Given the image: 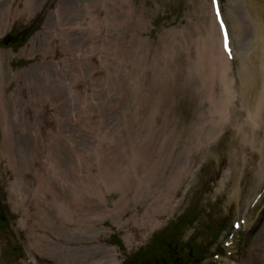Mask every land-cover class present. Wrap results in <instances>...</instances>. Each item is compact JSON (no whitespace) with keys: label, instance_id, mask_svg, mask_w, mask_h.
Here are the masks:
<instances>
[{"label":"rangeland","instance_id":"rangeland-1","mask_svg":"<svg viewBox=\"0 0 264 264\" xmlns=\"http://www.w3.org/2000/svg\"><path fill=\"white\" fill-rule=\"evenodd\" d=\"M255 18L264 28V0H0V264H102L108 250L114 264H264ZM150 138L172 153L163 181L121 201L115 173ZM181 168L154 210L151 190ZM92 184L96 221L64 219L70 189L88 199Z\"/></svg>","mask_w":264,"mask_h":264},{"label":"bare ground","instance_id":"bare-ground-1","mask_svg":"<svg viewBox=\"0 0 264 264\" xmlns=\"http://www.w3.org/2000/svg\"><path fill=\"white\" fill-rule=\"evenodd\" d=\"M259 20L257 18L254 19V22L256 23L257 29L259 31H263V25L258 22ZM0 27H2L0 25ZM216 33V32H215ZM262 36V35H261ZM217 35L215 34V41H212L215 45L219 44V48L221 49V38H219V43L217 42ZM218 43V44H216ZM264 43V41H263ZM214 45V46H215ZM221 52V50H220ZM263 60H264V56H263ZM227 61L224 63V67L227 66ZM260 100L261 102H258V104H256L255 106V111H257V115L259 113V111L261 110L262 107V102L264 101V91L263 93L260 95ZM5 133V132H4ZM7 140H10L9 137L6 136V134L3 135V139L1 141L0 147L2 146L1 149V153L3 156H8L9 153L7 152V149H4V145L7 144ZM165 141L161 142L159 140H157L156 138H150V140H141V143L138 144V142H133L131 144V150L132 152H130V156L133 157L130 160V165H129V171L126 174H123L121 172L115 173V178H114V182L113 187L115 191L120 192V198L119 200H127V197L125 195V192L123 191L124 188L129 189V187L131 188H135V189H145L147 187V182L148 181H163V176H164V170L161 169L159 167L160 164V158L162 157L166 144ZM7 146V145H6ZM144 148L141 152H139V148ZM160 148V150H159ZM189 151V149L187 150ZM172 153L170 152H166L164 153V157L166 156V158L170 159ZM188 155H191V152L189 151ZM154 157H159L158 159H152ZM187 164V162L185 163ZM187 167V166H186ZM179 171H182L180 174H178L179 176H177L176 174L173 175L172 173H170V175L168 176V180H167V187L165 189H163V185L160 188V186L155 190H151V194L152 197H150L155 205H154V210L156 209L157 211H162L165 210V208H167L168 204H169V199L170 197L172 198V196L175 193V189L177 186H179L181 183H183L186 178H187V170L185 168H181ZM110 175V173H109ZM134 181H132V180ZM151 179V180H149ZM132 181V182H131ZM171 188H173L172 192H168L167 189L169 186H171ZM93 187V194L88 196V199H85V196L82 195V191L77 189V188H71V192L72 193V201H73V206L71 207V210L69 212V210L66 212V210H62L64 207L68 206L69 207V200L67 199H60L57 196V192L58 188L50 186L49 188V193L52 196V201L62 210V214L64 215V219L68 220L69 216L73 217L74 215H77L78 219L77 221L79 222H83V223H92L94 221H96V218L98 217V215L100 214V210H101V201L104 198V193H100V189L98 186L96 185H91ZM61 192H64L63 188H60ZM144 191V190H143ZM146 197V196H144ZM142 198V197H141ZM147 199V198H146ZM144 202L146 201L145 199L143 200ZM96 202L98 205V208H93L92 207V203ZM41 201H37V203L35 204L38 209H39V216L42 220V222L44 223L46 221V211L49 210L50 205H48L47 208H42L41 207ZM153 203V202H152ZM147 208L149 207L150 204H146ZM147 216V214H146ZM148 218V217H147ZM149 219V218H148ZM147 219V220H148ZM150 221V220H149ZM152 223V221H151ZM109 254H106L104 256V263L102 264H114V253L113 250H108Z\"/></svg>","mask_w":264,"mask_h":264}]
</instances>
